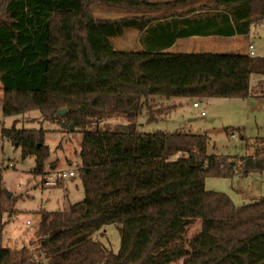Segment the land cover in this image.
I'll list each match as a JSON object with an SVG mask.
<instances>
[{"label": "trees", "instance_id": "16d2710c", "mask_svg": "<svg viewBox=\"0 0 264 264\" xmlns=\"http://www.w3.org/2000/svg\"><path fill=\"white\" fill-rule=\"evenodd\" d=\"M178 2L0 0L1 114L37 110L43 120L78 128L76 173L83 188L82 200L67 209L37 211L32 249L3 246L0 221V264H264V197L237 206L227 194L204 187L207 176L264 171V138L246 141L253 152L235 165L226 155L207 154L206 134L137 129L144 107L147 121L156 119L148 103L153 96L247 97L251 72L261 73L264 82V57L101 50L88 37L91 25L121 27L154 18H96L93 3L137 13ZM218 5L233 21L226 35L247 33L251 22L264 18V0H216L183 14ZM190 32L206 33L196 28L185 35ZM62 108L66 113L58 116ZM113 116L128 129L97 128ZM44 133L15 123L0 130L23 157L34 156L32 171L41 176L49 157ZM11 206L0 168V215H11ZM195 220L199 229L187 238ZM108 224L119 232L116 252L96 239Z\"/></svg>", "mask_w": 264, "mask_h": 264}, {"label": "rangeland", "instance_id": "374dc122", "mask_svg": "<svg viewBox=\"0 0 264 264\" xmlns=\"http://www.w3.org/2000/svg\"><path fill=\"white\" fill-rule=\"evenodd\" d=\"M99 6L107 7L93 3L90 7L91 13L98 15ZM102 10L111 18H118L123 15L124 9L107 7L108 12H105L104 8ZM247 38L253 45L255 52L253 56L264 57V23L256 25V21L251 22ZM228 49L225 47L219 51ZM261 80V73L255 71L250 73L247 97H218L207 100L150 97L149 108L156 119L147 121L148 111L144 107L137 116V129L143 133L181 131L206 134L207 154L226 155L235 165H240V157L249 156L253 152L252 146L245 144L246 141L252 144V139L264 138V82ZM1 93L0 84V95ZM193 101H201L199 107H193ZM200 111L204 114H200ZM12 123L17 127L44 129L45 144L49 148V157L44 167L45 174L41 176L32 171L35 165L34 156L23 157L20 147L13 146L0 135L2 186L6 193H10L7 197L12 202L11 215L8 213L0 215V221L3 222V246L19 247L25 244L32 249L29 240L38 221L39 209L62 211L70 204L82 200L83 188L77 173L73 177L59 180L53 187L43 183L46 175L51 172L69 169L76 171L81 134L74 125L67 128L61 121L43 120L37 110L6 117L0 112V130L2 125L9 127ZM123 124L125 120L121 116H113L99 121L97 128L111 130ZM204 187L209 191L227 194L233 203L239 206L264 197V171L252 172L243 177L237 172L230 177L207 176ZM27 220L30 221L28 224ZM198 229L199 222L195 220L189 225L186 237H190ZM101 232L102 235L97 234L95 238L116 252L120 238L116 225H105Z\"/></svg>", "mask_w": 264, "mask_h": 264}, {"label": "crops", "instance_id": "0c3cea01", "mask_svg": "<svg viewBox=\"0 0 264 264\" xmlns=\"http://www.w3.org/2000/svg\"><path fill=\"white\" fill-rule=\"evenodd\" d=\"M152 3H164L176 0H148ZM177 6H162L144 12H131L123 10V15H151L154 17L149 22H129L121 27L112 25H91L88 37L93 48L101 50L146 51L162 50L166 52L184 53H247V33L226 35L224 33L228 23L233 25L232 18L218 5L211 9L194 10L183 14L189 8L198 6H213L216 0H180ZM107 7L99 6L96 18H111ZM110 11V10H109ZM101 14L102 16H100ZM228 15V16H227ZM250 27V25H249ZM201 28L206 33L187 31ZM242 46V47H241ZM228 47V51H219ZM255 54V52H254ZM201 112V111H200ZM201 114V113H200ZM204 114V113H203ZM22 237V236H21Z\"/></svg>", "mask_w": 264, "mask_h": 264}, {"label": "built area", "instance_id": "2783aa9c", "mask_svg": "<svg viewBox=\"0 0 264 264\" xmlns=\"http://www.w3.org/2000/svg\"><path fill=\"white\" fill-rule=\"evenodd\" d=\"M264 23V18L260 19L258 21H256V25H261ZM247 53L249 55H253L254 54V48L253 45L251 43L247 44ZM207 100V99H204ZM203 101V100H202ZM201 101H193L192 102V106L193 107H199ZM0 112H1V106H0ZM201 114H203L204 112L201 111ZM232 136H234V134H232ZM76 174L75 170H57L55 172H51L49 175H46V177L43 180V183L45 185H47L48 187H53L57 184V182L59 180H65L66 178L69 177H73ZM30 221L27 220L26 223L28 224Z\"/></svg>", "mask_w": 264, "mask_h": 264}, {"label": "water", "instance_id": "95a60500", "mask_svg": "<svg viewBox=\"0 0 264 264\" xmlns=\"http://www.w3.org/2000/svg\"><path fill=\"white\" fill-rule=\"evenodd\" d=\"M65 113H66V109H65V108H62V109H60V110L57 112V115H58V116H62V115H64ZM68 126H69V128H72V124H69ZM119 128H121V129H125V130L128 129V127H127L126 124L120 125ZM8 195H10V193H7V196H8Z\"/></svg>", "mask_w": 264, "mask_h": 264}]
</instances>
